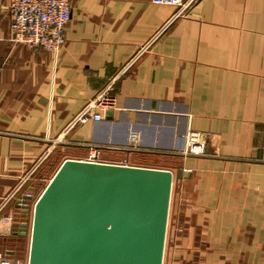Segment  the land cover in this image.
Returning a JSON list of instances; mask_svg holds the SVG:
<instances>
[{"label":"crops","instance_id":"crops-1","mask_svg":"<svg viewBox=\"0 0 264 264\" xmlns=\"http://www.w3.org/2000/svg\"><path fill=\"white\" fill-rule=\"evenodd\" d=\"M9 3L0 0V218L12 221L0 225V250L29 219L16 197L93 144L109 163L172 172L163 264H264V0H70L56 54L11 39ZM107 86L113 108L79 123ZM190 131L204 155H183Z\"/></svg>","mask_w":264,"mask_h":264},{"label":"water","instance_id":"water-1","mask_svg":"<svg viewBox=\"0 0 264 264\" xmlns=\"http://www.w3.org/2000/svg\"><path fill=\"white\" fill-rule=\"evenodd\" d=\"M173 178L163 169L63 161L30 224L13 229L29 236L26 264H163Z\"/></svg>","mask_w":264,"mask_h":264},{"label":"built area","instance_id":"built-area-1","mask_svg":"<svg viewBox=\"0 0 264 264\" xmlns=\"http://www.w3.org/2000/svg\"><path fill=\"white\" fill-rule=\"evenodd\" d=\"M153 5H166L184 8V0H150ZM11 39L31 49H42L56 54L65 42L64 28L71 17L70 0H10L8 6ZM112 87H105L100 93L88 101L85 111L78 117L79 123L98 122L113 108L114 96ZM89 111H94L93 115ZM130 141L136 139L130 135ZM186 149L184 156H202L205 144L200 133L190 131L185 136ZM87 154L82 160L89 163L117 164L131 166L126 160L109 163L100 155V148L93 144H85ZM125 149H132L127 147ZM41 193L25 191L16 197L15 207L18 211L31 217L35 202ZM11 216L1 217L0 225L10 224ZM26 224V223H25ZM28 225V222H27ZM2 233H0L1 235ZM0 264H26L14 256L11 250H0Z\"/></svg>","mask_w":264,"mask_h":264},{"label":"rangeland","instance_id":"rangeland-1","mask_svg":"<svg viewBox=\"0 0 264 264\" xmlns=\"http://www.w3.org/2000/svg\"><path fill=\"white\" fill-rule=\"evenodd\" d=\"M135 164H141V163H135ZM144 164H147L149 166H152V167H156V168H162L164 167L163 163L162 162H146ZM54 174V170L51 171L48 175H47V179H45L43 181V183L41 184V186L39 187L37 193L39 194L40 192L43 191V189L45 188V186L47 185V183L49 182V180L51 179V177L53 176ZM30 221H31V217L29 216V219H28V225L30 224ZM25 240L21 243L19 242H14L12 243L11 246V251L14 253V256L16 258H18L19 260H21L23 263H26L27 262V257H28V249H29V236H25Z\"/></svg>","mask_w":264,"mask_h":264},{"label":"trees","instance_id":"trees-1","mask_svg":"<svg viewBox=\"0 0 264 264\" xmlns=\"http://www.w3.org/2000/svg\"><path fill=\"white\" fill-rule=\"evenodd\" d=\"M53 175H54V174H53ZM40 193H41V192H40ZM25 238H26V237H21V238L18 239L17 242L21 243V242H23V241L25 240Z\"/></svg>","mask_w":264,"mask_h":264}]
</instances>
